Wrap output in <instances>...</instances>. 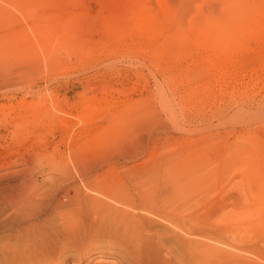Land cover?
Returning <instances> with one entry per match:
<instances>
[{"label":"rangeland","instance_id":"rangeland-1","mask_svg":"<svg viewBox=\"0 0 264 264\" xmlns=\"http://www.w3.org/2000/svg\"><path fill=\"white\" fill-rule=\"evenodd\" d=\"M187 138L227 157L210 159L227 172L202 187L191 212L206 216L242 193L251 240L242 246L264 264V0H0V220L10 228L0 264H85L79 255L93 264L98 251L121 264L114 239L76 238L51 214L46 229L40 220L36 232L25 229L20 196L33 163L89 165L109 141L102 171L127 181Z\"/></svg>","mask_w":264,"mask_h":264},{"label":"bare ground","instance_id":"bare-ground-1","mask_svg":"<svg viewBox=\"0 0 264 264\" xmlns=\"http://www.w3.org/2000/svg\"><path fill=\"white\" fill-rule=\"evenodd\" d=\"M260 81L261 79L258 78L255 85ZM220 93L223 94L222 91ZM197 110L195 107L193 112H198ZM38 111L40 112V108ZM188 139L190 138L182 143L180 149L171 150L172 153H168L153 165H147L141 172L139 171V174L135 173V168L134 172L130 170L135 164L131 167L128 166L132 173L129 171L127 181L119 179L118 176V178L108 179L110 176L105 173H108L110 168L105 173V168L102 171V167L104 165L106 167V156L104 164V162L102 163L104 153L102 155L101 153L105 150L107 153V149L114 145V142L106 141V144L103 142V147L98 149L97 154L88 159L90 166L82 164L85 159L79 157L78 159L74 158L73 165L71 166L70 162L69 167L61 157L57 164L53 158H51L50 164L44 159H40L33 163L38 170L32 175L29 192L20 196L28 203L24 207L25 203L23 202L24 206L21 205L23 215H20V219L17 218L23 225L25 224V229L32 230L31 232H36V228L38 229L40 226L39 220L41 224L43 223L42 227H45L44 220L51 221L52 219L50 220L48 217L51 214V218L53 217L54 221L58 220L64 228L63 230L71 236H83L90 233L107 235L123 249V253H117L121 264H259V257L253 253H256L257 250L250 252V249L245 247L247 244H244L243 235L247 233L246 227L248 226L244 224V215L239 210H243L245 207V197L241 192L237 196L232 195L235 196L233 198L230 193H227L232 198L229 199L230 203H233L234 200L237 202L228 211L225 209L229 207L227 204L230 205V203L226 201L224 204L223 201L221 206L212 203L215 205L211 209L209 208L208 213L210 214L205 212L207 213L205 216L202 213L204 218L199 213L195 214L196 216L193 215L195 209L196 212L198 209H192L193 205L191 206V204L193 201H196L193 204L201 202L202 199L200 201L198 199L202 196L200 194L204 190L202 187L209 186L217 174L223 176L227 172L226 168H222L224 165H221L222 167L218 165L216 168L211 164L210 159L217 157L220 159L219 164H224L227 157L220 158L219 154L224 155L215 147L213 141L211 143L201 140L194 143V140ZM119 153L117 152V154ZM212 153H215L214 157H212ZM112 154L111 156L116 155ZM108 156L107 162L110 158ZM125 158L123 159L126 160ZM133 160L135 161V159ZM126 168L123 169L127 170ZM123 174L122 178L125 176L124 172ZM43 177L47 179L44 182L40 180ZM64 182L66 184L63 185L62 191H59V188L54 189L55 185ZM220 199L223 200L222 197L218 200ZM1 222L0 234H4L10 228L4 225V221L3 224ZM58 224L57 228L61 229ZM55 225L51 226L55 227ZM51 226L50 228H52ZM13 229L16 228L13 227ZM46 232L51 233V230ZM17 233L20 234V232ZM247 238L245 240L250 242L251 240L249 239V241ZM70 239L72 238L70 237ZM48 244L50 243L48 242ZM244 247L248 248V251ZM43 249L46 251L45 248ZM98 252L102 259L93 264H112L113 259H108V256L104 255V251ZM258 253L259 251H257ZM79 256L80 263L91 264L89 256Z\"/></svg>","mask_w":264,"mask_h":264}]
</instances>
